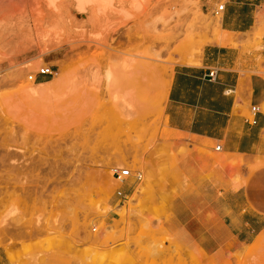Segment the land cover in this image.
<instances>
[{"label":"rangeland","instance_id":"obj_1","mask_svg":"<svg viewBox=\"0 0 264 264\" xmlns=\"http://www.w3.org/2000/svg\"><path fill=\"white\" fill-rule=\"evenodd\" d=\"M214 1L0 0V264H261L235 236L199 248L225 242L242 160L164 121L177 65L220 38L240 61L263 49V18L225 33Z\"/></svg>","mask_w":264,"mask_h":264},{"label":"crops","instance_id":"obj_2","mask_svg":"<svg viewBox=\"0 0 264 264\" xmlns=\"http://www.w3.org/2000/svg\"><path fill=\"white\" fill-rule=\"evenodd\" d=\"M214 3L208 0V8L214 9ZM222 15L223 31L248 33L264 19V0H225ZM259 59L264 60V45L257 58L240 61L235 49L216 44L205 49L198 64L177 65L164 102V121L173 135L220 144L226 159L242 160L237 189L227 173L224 179L225 215L219 220L225 242L199 248L231 252L235 236L242 252L254 246L264 264V251L258 249L264 242V63Z\"/></svg>","mask_w":264,"mask_h":264},{"label":"built area","instance_id":"obj_3","mask_svg":"<svg viewBox=\"0 0 264 264\" xmlns=\"http://www.w3.org/2000/svg\"><path fill=\"white\" fill-rule=\"evenodd\" d=\"M224 8H225V4L224 5H221L219 6L218 8V11L216 14H220V13H223L224 11ZM55 76V68L53 66H44L42 68L39 69V71L35 74V75H32L30 76V80L34 83H36L39 79H43V78H51V77H54ZM257 108L254 107L253 108V113H257ZM217 151H221V146H217L216 148ZM135 179L137 181H141L143 176L142 174H139V173H136L135 174ZM113 176L119 180V181H123L129 177H132L133 174L130 170H127V169H114L113 171Z\"/></svg>","mask_w":264,"mask_h":264},{"label":"bare ground","instance_id":"obj_4","mask_svg":"<svg viewBox=\"0 0 264 264\" xmlns=\"http://www.w3.org/2000/svg\"><path fill=\"white\" fill-rule=\"evenodd\" d=\"M225 33H227V32H225ZM217 43L218 44H220V45H222V46H228V45H230V43H231V40L230 39H228V38H220V39H218L217 40ZM182 52V51H181ZM152 74V73H151ZM153 75V74H152ZM162 77V76H161ZM148 80V79H147ZM161 82V81H160ZM145 83V82H144ZM144 85V84H143ZM161 85L162 86H165L166 85V80H165V78H163L162 79V82H161ZM152 86V85H151ZM152 92V91H151ZM19 100V99H18ZM18 104H20V103H18ZM259 247H258V249H259V251L260 252H263L264 251V242L263 243H260V245H258Z\"/></svg>","mask_w":264,"mask_h":264}]
</instances>
